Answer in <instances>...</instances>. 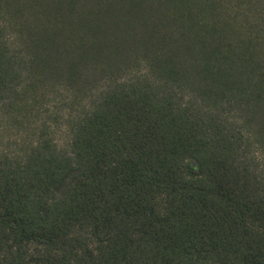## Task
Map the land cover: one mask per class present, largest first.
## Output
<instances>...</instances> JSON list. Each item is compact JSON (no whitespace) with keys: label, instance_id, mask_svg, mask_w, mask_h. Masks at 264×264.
Instances as JSON below:
<instances>
[{"label":"trees","instance_id":"trees-1","mask_svg":"<svg viewBox=\"0 0 264 264\" xmlns=\"http://www.w3.org/2000/svg\"><path fill=\"white\" fill-rule=\"evenodd\" d=\"M256 151L264 0H0V264H264Z\"/></svg>","mask_w":264,"mask_h":264},{"label":"rangeland","instance_id":"rangeland-1","mask_svg":"<svg viewBox=\"0 0 264 264\" xmlns=\"http://www.w3.org/2000/svg\"><path fill=\"white\" fill-rule=\"evenodd\" d=\"M7 41H8L9 43H11V37H10V36H7ZM15 54H16L18 60H19V58L23 55L22 53H18V52H16ZM23 56H24V55H23ZM24 60H25V56H24V59H23L22 61H24ZM106 87H108V85H103V86L99 87V88L96 90V93H97L98 91H100L101 89H105ZM61 93H62L63 95H65L63 92H61ZM55 110H56V109L50 107V113H53V111H55ZM56 112L60 113V114H58V115L60 116V118L57 120V124H53V125L51 126V130L54 132L52 135H53V137L56 139V141H57V143H58L59 145H63V144H64V141H65V128H64V126H65V122H64V114L62 113V111H56ZM45 117H47V116H45ZM48 121H49V123H54V122H55V121H53V120H51V119L48 120ZM40 123H41V121H39L38 126H33V129H34V130H37L38 127L40 126ZM10 155L13 156V153L10 154ZM253 156H254V159H255V163L258 164V166H259V168H260L261 170H264V155L259 154V152L256 151V154H254ZM0 157H2V154H1V153H0Z\"/></svg>","mask_w":264,"mask_h":264}]
</instances>
